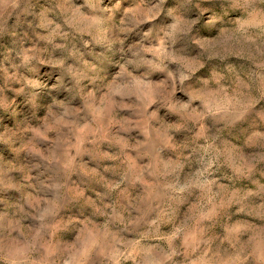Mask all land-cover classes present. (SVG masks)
<instances>
[{
	"label": "rangeland",
	"instance_id": "374dc122",
	"mask_svg": "<svg viewBox=\"0 0 264 264\" xmlns=\"http://www.w3.org/2000/svg\"><path fill=\"white\" fill-rule=\"evenodd\" d=\"M0 264H264V0H0Z\"/></svg>",
	"mask_w": 264,
	"mask_h": 264
}]
</instances>
